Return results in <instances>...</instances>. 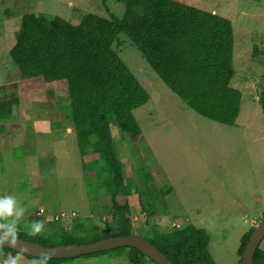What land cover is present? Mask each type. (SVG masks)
<instances>
[{
  "label": "rangeland",
  "instance_id": "1",
  "mask_svg": "<svg viewBox=\"0 0 264 264\" xmlns=\"http://www.w3.org/2000/svg\"><path fill=\"white\" fill-rule=\"evenodd\" d=\"M181 1L232 24L231 86L241 92L238 117L228 126L199 115L120 35L123 44L117 52L150 100L134 111L140 134L122 136L113 126V144L125 166L122 176L136 179L128 196L136 236L146 237L147 222L165 230L191 223L208 233L216 264H237L242 235L264 213V0ZM124 9L115 0H0V100L17 99L0 133V195L15 196L26 209L18 228H27L32 216L55 229L109 222L115 216L104 189L84 177L74 128L62 110L69 98L61 74L24 79L10 58L20 17L43 12L81 27L90 14L120 18ZM55 119L61 128L50 126ZM39 208L44 210L41 215L36 214ZM61 213L63 217L55 218ZM74 230L68 237L52 235L49 243H88L94 237ZM259 247L264 251V239ZM125 251L78 256L59 264H130ZM10 255L18 257L17 264H47L19 252Z\"/></svg>",
  "mask_w": 264,
  "mask_h": 264
},
{
  "label": "trees",
  "instance_id": "2",
  "mask_svg": "<svg viewBox=\"0 0 264 264\" xmlns=\"http://www.w3.org/2000/svg\"><path fill=\"white\" fill-rule=\"evenodd\" d=\"M115 1L125 6L120 18L113 14H90L80 27L57 15L27 12L21 15L14 32L9 55L22 78L46 80L61 74L65 81L69 101L62 110L74 128L84 159V177L94 180L95 187L104 189L111 200L110 211L115 212L109 222L73 224V229L59 226L55 229L43 218L32 216L28 222L42 220L44 229L32 236L28 228H18L17 237L23 240L44 246L76 244L49 243L52 235L68 237L67 233H73L74 229L93 233L91 242L135 235L128 196L136 179L122 176L125 166L115 152L112 127L116 126L122 136L126 133L137 137L141 130L134 111L147 104L150 95L118 54L117 49L123 44L120 35L136 47L162 82L199 115L228 126L234 125L238 117L241 92L231 86L235 75L234 35L228 19L181 0ZM16 103L15 97L0 100V133L5 131L4 122L12 117V106ZM260 105L264 113V89ZM50 126L61 128L62 124L55 119ZM121 196L125 197L121 199ZM144 225L147 231L142 238L153 243L174 264H216L209 250L210 237L204 229L191 223L174 225L168 230L149 222ZM253 229L254 226L240 239V258ZM115 250H126L130 264H156L132 247L82 257ZM15 253L0 246V256ZM38 259L47 264L66 260ZM253 264H264V251L260 247L255 251Z\"/></svg>",
  "mask_w": 264,
  "mask_h": 264
},
{
  "label": "water",
  "instance_id": "3",
  "mask_svg": "<svg viewBox=\"0 0 264 264\" xmlns=\"http://www.w3.org/2000/svg\"><path fill=\"white\" fill-rule=\"evenodd\" d=\"M264 239V217L254 226L241 255L239 264H253V257L260 242ZM16 252L33 258L68 259L84 256L103 251H109L121 247H132L145 256L152 259L156 264H174L170 258L159 250L150 241L136 236L125 235L108 237L95 242L83 244H62L59 246H44L36 242L23 240L17 237L15 248L5 242V246Z\"/></svg>",
  "mask_w": 264,
  "mask_h": 264
},
{
  "label": "clouds",
  "instance_id": "4",
  "mask_svg": "<svg viewBox=\"0 0 264 264\" xmlns=\"http://www.w3.org/2000/svg\"><path fill=\"white\" fill-rule=\"evenodd\" d=\"M26 209L22 207L15 196L0 195V246L5 242L13 248L17 244L18 225L24 218ZM45 222L35 220L28 223V234L35 236L44 229ZM18 257L0 256V264H17Z\"/></svg>",
  "mask_w": 264,
  "mask_h": 264
},
{
  "label": "built area",
  "instance_id": "5",
  "mask_svg": "<svg viewBox=\"0 0 264 264\" xmlns=\"http://www.w3.org/2000/svg\"><path fill=\"white\" fill-rule=\"evenodd\" d=\"M43 212H44L43 208H39V210H38V212H37L36 214H37V215H41ZM71 215L74 216V215H76V214H75L74 212H71ZM63 216H64V214L61 213V214H57V215L55 216V218H60V217H63ZM68 216H70V215L68 214Z\"/></svg>",
  "mask_w": 264,
  "mask_h": 264
},
{
  "label": "crops",
  "instance_id": "6",
  "mask_svg": "<svg viewBox=\"0 0 264 264\" xmlns=\"http://www.w3.org/2000/svg\"><path fill=\"white\" fill-rule=\"evenodd\" d=\"M6 122H8V120L4 122L5 125H6ZM27 156H28V155H26L25 158H27Z\"/></svg>",
  "mask_w": 264,
  "mask_h": 264
}]
</instances>
